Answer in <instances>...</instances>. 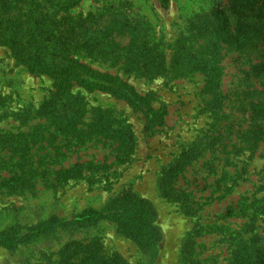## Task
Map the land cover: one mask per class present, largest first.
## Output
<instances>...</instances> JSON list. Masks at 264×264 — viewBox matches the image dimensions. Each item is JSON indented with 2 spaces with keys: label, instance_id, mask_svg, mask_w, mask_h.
Instances as JSON below:
<instances>
[{
  "label": "rangeland",
  "instance_id": "obj_1",
  "mask_svg": "<svg viewBox=\"0 0 264 264\" xmlns=\"http://www.w3.org/2000/svg\"><path fill=\"white\" fill-rule=\"evenodd\" d=\"M253 1L256 9L264 0ZM231 3L170 0L164 9L158 0H83L69 12L81 18L117 14L128 29L137 25L143 31L146 50L154 51L153 68L123 66L130 54L116 59L82 54L79 60L150 94L155 107H167L165 125L151 131L145 130L144 115L124 101L77 87L71 92L78 95L84 118L74 129L57 130L45 115L51 110L52 81L29 73L0 44V232L8 238V245L0 246V264H60L68 250L80 257L85 245L124 264H182V246L194 228L201 236L191 250L192 264H233V241L241 235L264 246L263 202L256 201L264 197V142L252 148L242 138L255 129L244 93L261 89L255 68L264 61L261 40L220 52L219 90L225 101L215 130L222 143L187 166L175 183L196 212L183 214L161 190L165 172L209 129L213 119L206 104L212 95L202 75L180 76L167 65L161 68L155 52L170 63L178 44L203 45L217 26L214 14L231 18ZM207 18L213 19L211 27ZM128 37H122L125 46ZM15 150L18 165L35 163L34 178L27 182L14 175ZM69 169L73 172L66 178ZM139 201L149 207L139 232L96 217L84 223L81 217ZM150 220L162 235L158 243L152 244L157 232L146 228ZM38 225L40 231L33 232ZM256 264H264V257Z\"/></svg>",
  "mask_w": 264,
  "mask_h": 264
},
{
  "label": "trees",
  "instance_id": "obj_2",
  "mask_svg": "<svg viewBox=\"0 0 264 264\" xmlns=\"http://www.w3.org/2000/svg\"><path fill=\"white\" fill-rule=\"evenodd\" d=\"M83 0H0V44L7 47L14 59L22 65L29 73L43 75L52 81V100L45 115L57 130L67 132L74 129L76 124L84 118L85 110L80 105L78 95L72 94L74 87L87 93H104L115 99L124 101L133 110L141 112L145 117V130L151 131L165 125L168 115L167 107L154 106V99L150 94H140L133 86L126 83L116 75L101 73L98 70L83 64L79 60L80 55H96L101 58L116 59L123 54L131 55L126 65L130 69L137 66L153 68L151 58L154 51L146 50V41L142 36L143 31L137 25L127 28L126 23L119 21L117 14L102 13L98 16L86 18L74 17L69 12L78 6ZM160 6L166 9L170 0H158ZM253 0H232V14H214L217 26L212 28L203 45L194 46L180 43L175 46L174 58L170 63L164 61L160 51L156 65L167 69H174L180 76H191L200 74L206 80L205 89L212 95L207 102V108L213 119L209 129L202 138H198L183 150L179 159L167 170L162 194L167 199L177 203L183 214H190L194 207H187L190 203L189 195L175 187L177 179L185 171L186 167L195 162L205 154L214 153L222 137L215 128L220 127L219 116L223 107L225 96L219 90V81L222 76L223 67L220 60V52L224 49L235 51L243 44L252 45L253 41L261 40L264 45V1L258 8L254 9ZM246 14V17L243 15ZM119 15V14H118ZM107 17V21H104ZM211 18L206 21L212 26ZM249 20L244 22V20ZM209 28L205 29L207 33ZM127 34L130 38L127 46L122 44V37ZM144 40L142 44L140 41ZM122 46V47H121ZM252 47V46H251ZM256 73L261 80L260 90L253 89L244 93L251 114V122L255 129L247 130L242 138L247 145L255 148L257 142H264V61L256 65ZM175 79V78H174ZM78 99V100H77ZM263 136V137H262ZM15 141H12L10 146ZM253 144V145H251ZM18 150V149H17ZM16 156V150L13 152ZM14 175L24 177V182L34 178L31 168L35 163L29 161L17 164L21 158L16 156ZM73 169L65 171L68 178ZM23 182V181H22ZM33 185V184H32ZM264 191V185L260 188ZM219 198V197H217ZM263 202L264 197L256 199ZM121 202V201H120ZM119 202V203H120ZM132 202V201H131ZM118 203V204H119ZM136 205V206H135ZM149 207L146 202L139 201L137 204L120 203L117 207L104 208L101 212L88 211L82 214L84 223L93 217L108 219L117 222L121 227H132L139 232L138 225L145 221ZM146 228H151L150 223ZM70 223H65L68 225ZM63 224H60V226ZM41 225L33 228V232L40 231ZM145 228V229H146ZM155 228H157L155 226ZM152 226L151 231H156V237L152 244L158 243L162 238L160 230ZM201 236L195 228L185 238L181 250L182 264H192L191 250L195 238ZM8 238L0 232V246L8 245ZM84 251L80 257L74 258L71 250L63 256L60 264H124L115 258L106 257L99 253L90 251L88 245L83 246ZM233 264H256L258 259L264 257V246L258 247L252 241V237L233 241L231 252ZM59 263V262H57ZM56 263V264H57ZM195 264H198L194 261Z\"/></svg>",
  "mask_w": 264,
  "mask_h": 264
}]
</instances>
